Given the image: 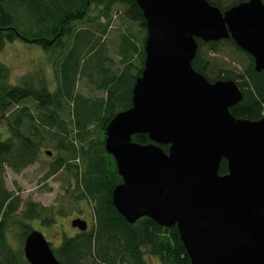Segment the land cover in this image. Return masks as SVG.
I'll use <instances>...</instances> for the list:
<instances>
[{
	"label": "water",
	"instance_id": "1",
	"mask_svg": "<svg viewBox=\"0 0 264 264\" xmlns=\"http://www.w3.org/2000/svg\"><path fill=\"white\" fill-rule=\"evenodd\" d=\"M136 1L147 26L145 68L132 107L106 128L105 149L123 180L113 204L129 224L147 217L177 227L191 264H264V118L233 116L243 101L238 84L211 83L193 68L199 40L231 38L264 74V2L222 12L207 0ZM223 160L228 173L220 175ZM71 224L89 229L81 218ZM24 254L29 264H61L35 229Z\"/></svg>",
	"mask_w": 264,
	"mask_h": 264
},
{
	"label": "trees",
	"instance_id": "2",
	"mask_svg": "<svg viewBox=\"0 0 264 264\" xmlns=\"http://www.w3.org/2000/svg\"><path fill=\"white\" fill-rule=\"evenodd\" d=\"M207 1L225 12L248 0ZM117 5L124 7V19L137 24L139 30L121 33L118 52L123 68L113 70L107 66L108 47L102 35L111 25ZM146 38V20L136 0H0V53L8 43L18 40L36 44L49 55L56 80L52 87L41 76L26 75L13 85L10 68L0 61V264H29L22 245L34 230L32 221L48 227L56 221L54 208L47 210L35 202L27 203L18 215L22 199L9 191L4 181L8 168L22 173L47 147L57 152L47 176L66 172L67 186H72L71 179L75 181L69 192L72 199L89 202L93 210L92 227L86 232L64 235L60 246L51 244L61 264H147L149 255L158 257L162 264H191L177 227L163 228L147 217L129 224L112 200L113 190L123 180L105 149L106 128L117 114L132 107L133 88L145 68ZM224 43L248 58L245 72L213 69L204 48L218 54ZM198 44L193 68L211 83L235 81L243 101L231 109L232 115L260 120L264 114V74L255 70L254 59L231 38L209 43L199 40ZM83 80L104 95L77 92ZM66 113L72 118L74 138L69 136ZM3 124L9 131L6 139L1 132ZM132 140L151 143L148 135H135ZM162 148L168 152V146ZM227 173L223 160L220 175ZM13 226L20 231L17 249L10 238Z\"/></svg>",
	"mask_w": 264,
	"mask_h": 264
},
{
	"label": "rangeland",
	"instance_id": "3",
	"mask_svg": "<svg viewBox=\"0 0 264 264\" xmlns=\"http://www.w3.org/2000/svg\"><path fill=\"white\" fill-rule=\"evenodd\" d=\"M229 1L226 0L225 3ZM102 21L104 22V20ZM128 29L135 33L139 30L137 24L124 19V7L117 5L114 9L111 25L106 29L107 32L104 35L101 34L102 42L108 47L107 56L110 62L107 63V66L113 70L123 68L118 48L120 46L121 33L128 31ZM204 55L216 71L223 69L233 71L234 73H243L249 65L248 58L237 52L229 43L222 44L218 54L208 53L204 48ZM0 61L10 68L11 83L13 85L19 84L22 77L26 75L41 76L52 87L56 84L54 65L49 59V55L36 44L21 40L8 43L4 51L0 53ZM77 92L93 97H102L104 95V92L94 89L89 83L87 84L86 80L79 82ZM27 105L31 109L34 108L32 102H29ZM65 118L69 136L74 138L75 130L71 125L72 118L68 113L65 114ZM262 118H264V114ZM28 125L26 123L25 127L28 128ZM1 132L3 133V138L6 139L9 131L7 126L5 128V124L2 125ZM42 150L43 153L40 159L23 170L22 173L16 174L8 168L4 175V181L6 188L22 199L18 215H21L24 206L29 202L39 203L47 210L51 208L55 209L56 221L53 225L50 227L44 226L39 220L32 221L31 225L33 229L41 231L53 247H57L61 245L64 235L74 236L79 231L72 227L71 223L74 219L82 218L88 222L89 228L92 227L93 210L89 202H76L72 199L70 193L74 189L75 181L71 179L70 183L72 186H67L69 176L66 172L60 171L56 175L47 176L50 172L51 164L54 161V154L57 155V152L50 147L43 148ZM47 151L53 152L52 155H47ZM71 163L79 164V161L72 160ZM19 233V228L13 226L10 232V238L12 247L15 249L20 247ZM24 245H22L23 251ZM147 264L162 263L158 257L149 255L147 257Z\"/></svg>",
	"mask_w": 264,
	"mask_h": 264
}]
</instances>
